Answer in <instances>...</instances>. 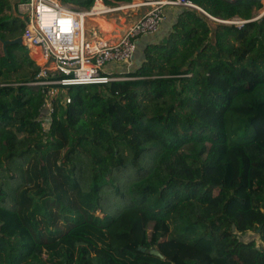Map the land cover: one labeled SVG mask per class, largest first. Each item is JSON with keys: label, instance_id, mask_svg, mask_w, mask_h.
<instances>
[{"label": "trees", "instance_id": "trees-1", "mask_svg": "<svg viewBox=\"0 0 264 264\" xmlns=\"http://www.w3.org/2000/svg\"><path fill=\"white\" fill-rule=\"evenodd\" d=\"M23 1L0 0V40ZM190 1L249 22L180 9L132 80L59 91L47 132L40 67L0 41V264H264L263 6Z\"/></svg>", "mask_w": 264, "mask_h": 264}, {"label": "built area", "instance_id": "built-area-1", "mask_svg": "<svg viewBox=\"0 0 264 264\" xmlns=\"http://www.w3.org/2000/svg\"><path fill=\"white\" fill-rule=\"evenodd\" d=\"M147 10L127 29L114 39L99 37V29L84 30L91 17H106L123 10L139 8ZM166 8L194 10L210 22L241 28L245 23L239 18L220 20L213 18L190 0H131L115 7L105 5L103 0H94L89 10L79 9L58 0H25L18 3L17 12L25 15V25L20 36L27 50H36L43 60L34 81L27 85L37 88L43 96L39 123L47 132L54 112L53 101L59 91L75 86L107 85L129 81L125 74L132 68L137 47L136 41L150 37L160 29L165 20ZM253 18L250 21L257 20ZM123 65L125 74H111L109 65ZM64 103L70 98L64 96Z\"/></svg>", "mask_w": 264, "mask_h": 264}, {"label": "rangeland", "instance_id": "rangeland-1", "mask_svg": "<svg viewBox=\"0 0 264 264\" xmlns=\"http://www.w3.org/2000/svg\"><path fill=\"white\" fill-rule=\"evenodd\" d=\"M261 3H262L263 8L255 14V18H258V19L264 15V0H261ZM116 5H113L112 7H115ZM18 16L22 20H25V15L22 16L16 10H14V12H12V17L16 18ZM133 17H134V13L132 9L123 10V11L108 15L106 17H98V21L97 20L95 21L94 19L91 22L88 21L86 25V30L95 31L96 28L98 27L99 31H101V35H99V37L103 39L105 37L103 35L104 31H106L107 29H113L112 33L109 34V39H114V38H117L121 33H123L127 29V26L133 22V19H132ZM102 19L104 23L99 22V20H102ZM33 52L34 50H30V51L28 50L29 57L35 62V64L38 67H41V65L43 64V60L40 58V56L38 55L35 56L36 54H34ZM245 238H249V236L247 235L245 236Z\"/></svg>", "mask_w": 264, "mask_h": 264}, {"label": "crops", "instance_id": "crops-1", "mask_svg": "<svg viewBox=\"0 0 264 264\" xmlns=\"http://www.w3.org/2000/svg\"><path fill=\"white\" fill-rule=\"evenodd\" d=\"M146 10H147V8H145V7L132 10L134 13V17L132 18L133 21L138 19ZM179 11H180V9H176V8H166L164 10L165 20L162 23L158 32H156L154 35H152L150 37L140 38L136 41L137 50H136L134 59L132 60V67L136 66L140 62V60L142 59V50L146 44L154 43V42H160V41H163L165 39V37L169 33V31L171 29V25L175 21V18L177 16V14L179 13ZM129 13H130V11H129ZM94 20L98 21V17L94 18ZM112 31H113V29H107L106 31H104L103 35L105 37H109V34H111ZM99 33H101V31ZM103 39H105V38H103ZM106 70L111 74H125L127 72V68L125 66L116 65V64L109 65L106 68ZM249 237H251V236H249Z\"/></svg>", "mask_w": 264, "mask_h": 264}, {"label": "water", "instance_id": "water-1", "mask_svg": "<svg viewBox=\"0 0 264 264\" xmlns=\"http://www.w3.org/2000/svg\"><path fill=\"white\" fill-rule=\"evenodd\" d=\"M0 41H1L2 50H3L5 55H6V52H7V46H10V45H20V46H22L23 45L21 37H16V38H13V39L0 40ZM142 251H144V250H142ZM148 253L151 254V255L157 256V257H159L161 259L163 258L162 255L156 249H152V250L148 251Z\"/></svg>", "mask_w": 264, "mask_h": 264}, {"label": "bare ground", "instance_id": "bare-ground-1", "mask_svg": "<svg viewBox=\"0 0 264 264\" xmlns=\"http://www.w3.org/2000/svg\"><path fill=\"white\" fill-rule=\"evenodd\" d=\"M94 18H97V17H91V18H89V19H87V20H86V22H85V24H84V27H83V28H84V30H86V25H87V22H88V21H90V22H91V21H92ZM99 22H102V23H104V22H103V19H102V20H99ZM104 38L107 40V38H109V37H104ZM31 53H32V52H31ZM33 53H34V54H36L35 56H37V55H38V53H37V51H36V50H34V52H33Z\"/></svg>", "mask_w": 264, "mask_h": 264}]
</instances>
